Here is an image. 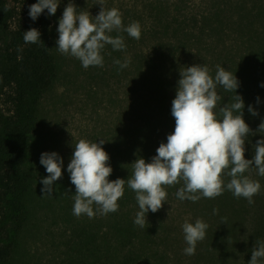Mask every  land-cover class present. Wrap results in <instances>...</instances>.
<instances>
[{
  "label": "trees",
  "instance_id": "1",
  "mask_svg": "<svg viewBox=\"0 0 264 264\" xmlns=\"http://www.w3.org/2000/svg\"><path fill=\"white\" fill-rule=\"evenodd\" d=\"M36 2L0 0V264L18 262V244L31 217L29 196L37 172L39 104L58 76L51 37L52 20L47 9L35 21L29 16V6ZM247 3L248 0L240 1L239 5L234 0H142L138 12L141 37L137 41L134 118L129 114L121 142L122 160L117 163V169L112 168L117 174L112 171L109 181L126 180L137 158L151 162L160 143L167 142V135L175 128L171 106L180 70L204 64L214 77L219 58H225L227 66L229 58H244L236 52L239 43L230 30L244 29L245 23H249ZM248 15L251 19L263 17L261 9L257 14ZM31 28L39 30V43L24 42V32ZM262 48L256 64L243 62L235 70L240 82L237 94L245 104L243 118L253 132L264 120V87L260 86L264 84V44ZM227 66L223 67L229 71ZM217 92L222 97L218 112L235 93L219 86ZM249 105L258 110L257 116L249 113ZM262 138L259 133L249 136L244 145L246 159H252L253 145ZM251 174L261 184L260 193L252 198L253 204L243 197L236 198L226 188L214 199L186 201L189 209L183 213L175 214L182 206L173 209L166 200L157 212L149 210L144 228L134 224L139 206L135 192L126 183L118 211L108 213L103 219L104 230L95 226H89L90 231L78 227L81 233L78 234L79 264L86 253L92 254L89 264H171L165 252H174L177 259L174 264H183L175 251L184 237L185 220L178 219L189 210L202 215L209 225L205 239L197 243V253L191 255L194 264L200 261L249 264L255 241L264 240V177L259 176L255 168L245 173L252 178ZM44 177L45 170L40 167V188ZM223 179L225 185L230 180L227 175ZM182 186V181L166 186L167 198L175 197ZM214 208L219 210L217 214H213ZM220 211L225 219L231 218L229 245L220 242L219 247L213 249L210 245L213 231L218 224L224 225Z\"/></svg>",
  "mask_w": 264,
  "mask_h": 264
},
{
  "label": "clouds",
  "instance_id": "2",
  "mask_svg": "<svg viewBox=\"0 0 264 264\" xmlns=\"http://www.w3.org/2000/svg\"><path fill=\"white\" fill-rule=\"evenodd\" d=\"M61 0H37L29 6V16L35 21L45 9L49 16L57 12ZM101 6L99 13L93 17L89 11H78L77 6L69 0L58 21L56 41L61 54L78 59L82 66L103 67L102 50L111 45L115 51L126 49L123 36L110 35L113 31L126 32L130 37L139 40L141 25L138 21L124 26L122 14L113 7L106 9L104 0H98ZM36 28L24 32L25 43L36 44L41 41ZM130 58L122 62L114 60L120 69L127 68ZM176 95L172 100L171 115L175 119L174 131L167 135V142H161L151 162L137 158L132 163V174L126 180L117 178L109 181L112 168L108 164L109 155L102 145L87 139H80L74 145L67 171L71 184L75 186L73 195V214L77 217L86 215L93 218L96 213L107 215L118 211V200L124 195V186L135 192L139 206L134 224L144 228L149 210L157 212L167 200L166 186L183 182L176 192L181 201L197 202L201 197L214 199L225 191L233 193L236 198L243 197L253 204V196L260 192L261 184L245 173L250 168L258 170L264 177V138L256 141L251 160L245 158V142L250 135L259 133L264 136V120L253 132L243 118L244 100L237 94L240 86L235 74L225 67L216 65L214 77L207 65L187 66L179 71ZM234 92L230 101L219 107L222 97L217 88ZM264 87V84L260 85ZM260 100L257 97L256 103ZM248 111L257 116L258 110L248 106ZM40 164L48 175L41 179V192L52 196L54 183L62 178L63 158L57 152H43ZM224 175L230 180L225 185ZM70 191V190H68ZM93 205L96 206L95 211ZM213 209V214L218 213ZM226 223V222H225ZM209 227L202 219L194 223L185 221L182 225L187 247L184 254H195L199 241L205 239ZM249 264H264V240H256L251 250Z\"/></svg>",
  "mask_w": 264,
  "mask_h": 264
},
{
  "label": "rangeland",
  "instance_id": "3",
  "mask_svg": "<svg viewBox=\"0 0 264 264\" xmlns=\"http://www.w3.org/2000/svg\"><path fill=\"white\" fill-rule=\"evenodd\" d=\"M234 1L239 5L242 0ZM68 2L69 0H61L56 14L50 16L53 54L56 58L58 76L51 88L44 93L39 104L41 125L36 147L37 172L29 196L31 217L18 244L17 264H79L80 228L78 227L90 231L89 226H95L102 231L105 215L97 212L93 218H89L86 215L77 217L73 214L72 197L75 194V186L71 184L67 165L75 150L74 145L82 138L97 143L103 139L105 143L102 147L109 155L108 164L111 168L117 169V163L122 160L121 142L125 135L126 124L129 123V114L134 118L138 40L130 37L126 32L113 31L110 33L113 37L123 36L126 49L115 51L111 45H106L101 52L103 67L89 66L85 69L78 59L61 54L57 49L58 21ZM72 2L77 6L78 11H89L93 17L101 10L98 0H72ZM141 5L142 0H104L106 9L113 7L119 9L125 27L134 21L139 22L138 12ZM246 5L248 10L246 20L249 23H245L244 29L235 27L234 32L230 30L231 36L239 43L236 52L244 58H229L228 66L225 58H219L218 63L222 67L225 65L229 67V71L233 74L243 62L256 64L260 59L258 53L263 49L264 44V0H248ZM260 9L262 18H249L248 14H257ZM240 15L242 17V13ZM125 58H130L131 62L127 68L120 69L114 60L119 59L123 62ZM53 151L63 158L62 178L54 183L52 196H48L44 195L41 192L42 187L40 188V167H43L46 176L48 175L45 167L40 164V156L43 152ZM113 171V174H117L116 170ZM251 177L259 181L253 174ZM201 199L205 198L201 197ZM167 204L173 209L182 206L180 211L174 212L175 214L189 209L186 206L188 204L186 200H178L177 196L167 198ZM95 208L96 206L93 205L94 211ZM198 218L204 219L202 215L194 214L189 210V213H184L178 221L185 220L193 223ZM220 221L224 225L218 224L213 231L214 239L210 244L213 249H217L220 242L229 245L228 227L231 218L225 219L220 211ZM185 247L187 244L183 237L175 253L181 256L183 264H190V262L194 264L193 258L184 254ZM198 248L196 246V251ZM165 253L170 258L171 264L177 261L174 252ZM91 258L92 254H84L81 257V264H89ZM198 264L204 263L200 261Z\"/></svg>",
  "mask_w": 264,
  "mask_h": 264
}]
</instances>
